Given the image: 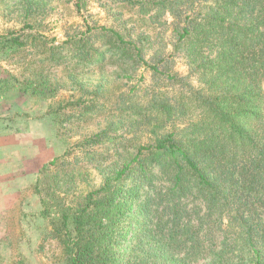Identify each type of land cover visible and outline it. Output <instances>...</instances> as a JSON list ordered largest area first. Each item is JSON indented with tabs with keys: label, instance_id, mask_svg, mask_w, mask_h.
I'll use <instances>...</instances> for the list:
<instances>
[{
	"label": "trees",
	"instance_id": "trees-1",
	"mask_svg": "<svg viewBox=\"0 0 264 264\" xmlns=\"http://www.w3.org/2000/svg\"><path fill=\"white\" fill-rule=\"evenodd\" d=\"M214 4L183 25L180 2L158 5L169 7L179 34L175 48L185 52L191 73L207 88L173 100L155 89L141 116L154 140L127 157L118 152L119 163L106 165L102 156L89 152L109 139L107 130L80 142L90 155L82 159L93 164L102 184L76 209L59 200L53 187L67 186H60L58 174L52 181L59 183L44 192L43 218L52 217L49 235L64 246L68 264H264V0ZM88 31L59 45H50L54 41L46 37L38 45L37 35L24 31L0 36V52L7 58L29 46L44 55L27 64L30 76L22 82L0 78V97L18 84L32 96L47 98L68 85L57 71L88 94L79 76L94 64L115 60L128 73L145 61L144 50L120 32ZM58 162L46 164L40 175L66 163ZM70 177L62 180L69 183ZM40 183L41 176L34 186ZM192 199L200 200L199 210H188ZM130 222L131 240L138 242L125 259L120 249Z\"/></svg>",
	"mask_w": 264,
	"mask_h": 264
},
{
	"label": "rangeland",
	"instance_id": "rangeland-1",
	"mask_svg": "<svg viewBox=\"0 0 264 264\" xmlns=\"http://www.w3.org/2000/svg\"><path fill=\"white\" fill-rule=\"evenodd\" d=\"M26 1L0 0V36L24 31L37 35L38 45H44V37L54 41L45 43L59 45L68 36L81 32L89 34V29L106 27L120 32L127 41H134L144 50L145 61L135 71L126 73L117 61L106 60L102 65L94 64L91 71L81 73L79 78L87 83L88 94L75 90L66 80L65 73L57 71V78L68 85L47 98L32 96L18 84L0 97V118L44 120L42 129L39 126L34 129L43 131L44 137L54 142L53 147H58L54 159L58 158L59 164L66 162L59 167L49 166V170L40 175L39 189L37 185V188H30L20 203L4 216L0 229V264H68L64 246L49 235L52 217L43 218L42 199L49 185L53 187L60 182V186L67 187H53L59 200L76 209L90 192L101 186L98 171L92 163L82 159L89 155L88 150L84 151L78 144L107 130L109 139L102 140L89 152L95 157L102 156L106 165L119 163L118 152L127 157L154 140L148 128L142 125L141 116L155 89L162 88L173 100L183 95L190 97L207 87L198 75L191 73L185 52L175 48L179 39L177 21L168 11L169 7L167 10L158 8L160 2L167 0H30L34 4L32 8L24 3ZM176 1L182 7L183 25L190 16L201 18L216 0H171L172 6ZM27 7L31 8L29 17H26ZM28 24L33 26L32 30ZM40 58L44 55L36 54L33 46L9 55V58L0 52V78L14 81L11 77L15 76L22 82L30 76L24 68ZM152 68H157L158 72ZM98 87L102 92L96 93ZM87 106L94 107L84 111ZM66 153L70 155L65 157ZM76 158L81 161L74 163ZM80 172H83L82 176L78 175ZM56 174L60 177L57 183L52 181ZM65 174L74 176L73 179L70 177L71 182L62 180ZM187 206L188 210H199L201 202L192 199ZM188 215L190 217V212ZM131 225L130 222L126 230ZM133 235L129 230L121 245L120 252L125 259L137 247L138 241L131 240ZM137 253L142 256L141 250Z\"/></svg>",
	"mask_w": 264,
	"mask_h": 264
},
{
	"label": "crops",
	"instance_id": "crops-1",
	"mask_svg": "<svg viewBox=\"0 0 264 264\" xmlns=\"http://www.w3.org/2000/svg\"><path fill=\"white\" fill-rule=\"evenodd\" d=\"M34 126L42 129L44 120L0 118V229L4 216L20 203L44 166L57 155L52 139Z\"/></svg>",
	"mask_w": 264,
	"mask_h": 264
}]
</instances>
